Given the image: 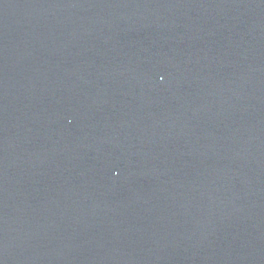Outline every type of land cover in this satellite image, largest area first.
<instances>
[{"label": "water", "instance_id": "obj_1", "mask_svg": "<svg viewBox=\"0 0 264 264\" xmlns=\"http://www.w3.org/2000/svg\"><path fill=\"white\" fill-rule=\"evenodd\" d=\"M0 264H264V0H0Z\"/></svg>", "mask_w": 264, "mask_h": 264}]
</instances>
